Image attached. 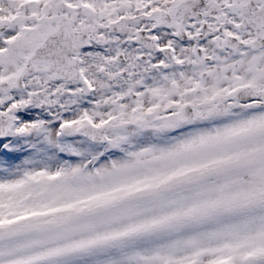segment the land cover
Returning <instances> with one entry per match:
<instances>
[{
	"label": "snow or ice",
	"instance_id": "obj_1",
	"mask_svg": "<svg viewBox=\"0 0 264 264\" xmlns=\"http://www.w3.org/2000/svg\"><path fill=\"white\" fill-rule=\"evenodd\" d=\"M0 264H264V0H0Z\"/></svg>",
	"mask_w": 264,
	"mask_h": 264
}]
</instances>
